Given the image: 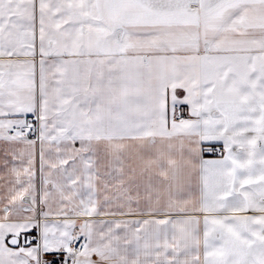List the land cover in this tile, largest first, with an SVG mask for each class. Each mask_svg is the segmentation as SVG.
Masks as SVG:
<instances>
[{"label": "snow or ice", "instance_id": "1", "mask_svg": "<svg viewBox=\"0 0 264 264\" xmlns=\"http://www.w3.org/2000/svg\"><path fill=\"white\" fill-rule=\"evenodd\" d=\"M0 264H264V0H0Z\"/></svg>", "mask_w": 264, "mask_h": 264}]
</instances>
